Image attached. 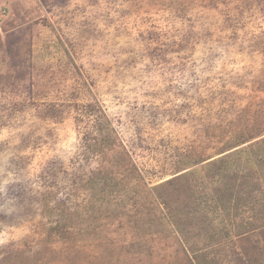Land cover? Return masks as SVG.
Returning a JSON list of instances; mask_svg holds the SVG:
<instances>
[{
	"label": "rangeland",
	"instance_id": "374dc122",
	"mask_svg": "<svg viewBox=\"0 0 264 264\" xmlns=\"http://www.w3.org/2000/svg\"><path fill=\"white\" fill-rule=\"evenodd\" d=\"M198 259L264 264V0H0V264Z\"/></svg>",
	"mask_w": 264,
	"mask_h": 264
},
{
	"label": "trees",
	"instance_id": "16d2710c",
	"mask_svg": "<svg viewBox=\"0 0 264 264\" xmlns=\"http://www.w3.org/2000/svg\"><path fill=\"white\" fill-rule=\"evenodd\" d=\"M239 144H240V143H239ZM239 144H236V145H239ZM104 183H105V185L108 184L107 182H104ZM249 259H250V258H249ZM244 262H247V259H245ZM204 263H205V262H204L203 260L198 259L197 264H204Z\"/></svg>",
	"mask_w": 264,
	"mask_h": 264
}]
</instances>
